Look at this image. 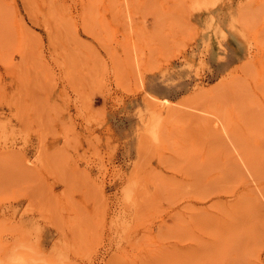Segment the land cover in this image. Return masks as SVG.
<instances>
[{
	"label": "rangeland",
	"instance_id": "obj_1",
	"mask_svg": "<svg viewBox=\"0 0 264 264\" xmlns=\"http://www.w3.org/2000/svg\"><path fill=\"white\" fill-rule=\"evenodd\" d=\"M0 264H264V0H0Z\"/></svg>",
	"mask_w": 264,
	"mask_h": 264
},
{
	"label": "bare ground",
	"instance_id": "obj_2",
	"mask_svg": "<svg viewBox=\"0 0 264 264\" xmlns=\"http://www.w3.org/2000/svg\"><path fill=\"white\" fill-rule=\"evenodd\" d=\"M164 101H166L167 103H169V101H168L167 99H164ZM170 110L173 111L174 109H173V110L170 109ZM171 111L169 112V114H172ZM173 112H174V111H173ZM191 114H192V113H191ZM199 121H200V122L202 121L201 124L204 123V122H203L204 120H199ZM205 122H206V121H205ZM205 126H206V124H205ZM202 127H203V126H202ZM207 127H208V126H207ZM207 130H208V129H207ZM218 130H219V128H218ZM213 131H216V130H213ZM219 131H220V130H219ZM214 133H215V132H214ZM216 136H218V135H216ZM218 137H219V136H218ZM220 141H222V140H220ZM233 169H234V168H233ZM256 170H257V169H256ZM256 172H257V171H256ZM261 172H262V171H260V173H261ZM253 173H254V172H253ZM257 174H259V173L257 172ZM255 175H256V174H255ZM256 176H257V175H256ZM258 177H259V175H258ZM249 190L251 191V190H253V188H251V189H249ZM253 191H254V190H253ZM246 192H247V193H250L248 190H247ZM251 193H252V191H251ZM253 194H254V193H253ZM250 195H251V194H250ZM256 197H257V196H256ZM252 198H253V197H252ZM245 199H246V198H245ZM247 199H248V198H247ZM255 200H256V199H255ZM258 201H259V200H258ZM258 201H257V202H258ZM247 202H248V201H247ZM249 202H250V201H249ZM249 202H248V203H249ZM251 202H252V201H251ZM244 203H246V202H244ZM255 203H256V201H255ZM251 204H252V203H251ZM252 205L254 206V204H252Z\"/></svg>",
	"mask_w": 264,
	"mask_h": 264
}]
</instances>
